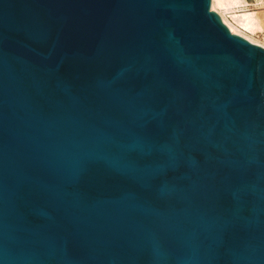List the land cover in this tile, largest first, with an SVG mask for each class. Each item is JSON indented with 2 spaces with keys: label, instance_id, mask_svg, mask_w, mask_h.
<instances>
[{
  "label": "water",
  "instance_id": "water-1",
  "mask_svg": "<svg viewBox=\"0 0 264 264\" xmlns=\"http://www.w3.org/2000/svg\"><path fill=\"white\" fill-rule=\"evenodd\" d=\"M211 0H0V264H264V47Z\"/></svg>",
  "mask_w": 264,
  "mask_h": 264
},
{
  "label": "rangeland",
  "instance_id": "rangeland-1",
  "mask_svg": "<svg viewBox=\"0 0 264 264\" xmlns=\"http://www.w3.org/2000/svg\"><path fill=\"white\" fill-rule=\"evenodd\" d=\"M212 5L211 9L223 15L236 34L264 47V0H236L224 4L211 0Z\"/></svg>",
  "mask_w": 264,
  "mask_h": 264
},
{
  "label": "bare ground",
  "instance_id": "bare-ground-1",
  "mask_svg": "<svg viewBox=\"0 0 264 264\" xmlns=\"http://www.w3.org/2000/svg\"><path fill=\"white\" fill-rule=\"evenodd\" d=\"M220 1V3L221 4H224V3H231V2H234V1H236V0H219ZM213 8V5L211 6L210 5V8ZM212 10V9H211ZM213 11V10H212ZM216 12V11H215ZM217 13V12H216ZM218 14V13H217ZM219 15V14H218ZM221 15V14H220ZM219 15V16H220ZM220 18H221V20H222V22L228 27V29L231 31V33H233V34H236L235 33V30H234V28L227 22V20L224 18V16L223 15H221L220 16ZM247 24H248V22H247ZM236 35H239V34H236ZM239 36H241V35H239ZM241 37H243V36H241ZM244 38V37H243ZM246 39V38H245ZM249 41V40H248ZM249 42H251V41H249ZM252 43V42H251ZM255 44V43H254ZM258 45V44H257ZM261 46V45H260Z\"/></svg>",
  "mask_w": 264,
  "mask_h": 264
}]
</instances>
